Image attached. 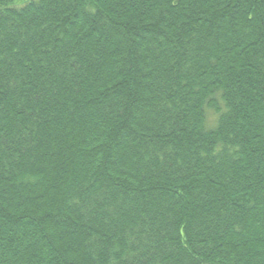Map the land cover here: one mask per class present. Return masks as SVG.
Wrapping results in <instances>:
<instances>
[{"label":"trees","instance_id":"trees-1","mask_svg":"<svg viewBox=\"0 0 264 264\" xmlns=\"http://www.w3.org/2000/svg\"><path fill=\"white\" fill-rule=\"evenodd\" d=\"M0 264H264V0H0Z\"/></svg>","mask_w":264,"mask_h":264},{"label":"rangeland","instance_id":"rangeland-1","mask_svg":"<svg viewBox=\"0 0 264 264\" xmlns=\"http://www.w3.org/2000/svg\"><path fill=\"white\" fill-rule=\"evenodd\" d=\"M216 116L213 112L207 111L206 114V126L211 128L215 124Z\"/></svg>","mask_w":264,"mask_h":264}]
</instances>
